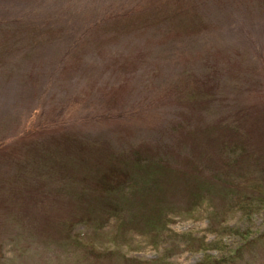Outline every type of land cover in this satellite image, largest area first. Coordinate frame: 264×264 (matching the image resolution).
Wrapping results in <instances>:
<instances>
[{
  "label": "rangeland",
  "instance_id": "374dc122",
  "mask_svg": "<svg viewBox=\"0 0 264 264\" xmlns=\"http://www.w3.org/2000/svg\"><path fill=\"white\" fill-rule=\"evenodd\" d=\"M193 1L0 0V264H199L208 255L224 257L223 264H264V210L227 211V200L216 197L186 210L193 181L211 182L210 174L181 167L163 179L173 183L162 182L166 195H148V208L167 209L161 233L119 236L126 213L99 226L94 203L82 213L74 201L81 178L118 149L172 143L163 153L170 160H196L198 150L217 160L210 140L257 135L264 142V14L256 8L250 17L233 14L231 28L193 29L179 9ZM145 3L169 4V39L141 25L147 16L158 19L143 11ZM111 12L139 25L119 39L82 37ZM35 26L64 28L68 43L77 39L74 51L64 57L68 46L42 45L28 54L24 37L45 33ZM256 150L235 174L262 176L264 152ZM229 229L247 232V241ZM189 237L217 247L196 249Z\"/></svg>",
  "mask_w": 264,
  "mask_h": 264
},
{
  "label": "trees",
  "instance_id": "16d2710c",
  "mask_svg": "<svg viewBox=\"0 0 264 264\" xmlns=\"http://www.w3.org/2000/svg\"><path fill=\"white\" fill-rule=\"evenodd\" d=\"M256 8H260V12L264 14V0H194L190 5H187L186 9L181 7V4L179 5L180 10L186 15H190L188 23L193 29H196L199 23H202L199 26L203 29L211 27L217 29L225 27L231 28L233 20L229 19L233 14L250 17L251 15H255ZM153 10L158 13V19L152 22V19L149 18L150 16H147L141 25H148L149 22L151 24L150 28L155 31V36L158 35L163 39H169L173 30H169V26L174 25L170 16L164 14L170 11L169 4L163 3L159 6L149 7L145 3L143 10L145 13H152ZM105 18L106 22L88 25L83 31L82 37L86 38L91 35L102 34L103 36H113L119 39V36L122 34L120 31H127L130 29V26L134 27L139 25L136 23L135 17H130L128 13L116 14L115 12H111V14H107ZM117 21L122 22L115 23ZM126 21L129 22V25ZM250 22L255 23L254 16L251 17L249 23ZM31 30L36 34L39 32L45 33H43L42 37L23 36L25 38L24 43L27 45L28 54L30 51L33 52L38 46L41 47L42 45L50 46V50L52 47L57 49L60 46H68L63 53L64 57L66 53L74 51L77 39H75V43L74 41L73 43H71L72 41L68 43L67 40H70L69 36L65 34L66 32L62 27L50 29L49 26H47V28L40 27L39 30V26H35ZM251 33H253V31ZM4 55H6V51L3 49L0 50V58ZM50 55H53V51ZM262 67L264 71V64ZM242 86H244V84ZM233 89L234 88H231L230 90ZM262 98L264 99V95ZM139 111L141 110L139 109ZM245 138L246 139L243 140L240 135L239 138L234 137L227 141L223 140V142L217 139L210 140L209 143L206 142L208 143V147L212 148L214 153L216 152L215 154H218L216 156L219 163L216 162L217 160H212L209 153L207 157L205 155L206 152L203 151L202 153L200 152L201 150L195 153L197 158L196 160L192 159L193 161H188L185 158L180 161L170 160L164 155L165 151L170 148L169 145L172 143L169 145H161V143L157 145L156 143L153 145L141 146L140 148H133V146H130L129 148L112 151V155H110L108 159L106 158L102 164L95 165L94 175L90 176L92 172H88L81 178L79 181L81 183L78 186L79 190L77 189L78 194L75 193L74 201L77 202L78 199L77 208L82 213L87 212L85 206L89 205L88 201L89 203L91 202L89 208L92 207L91 204L94 203V211L100 220H102L99 226L104 225L105 222L112 217H121V211L123 215L126 213L128 217L120 219L118 223L117 234L119 236L125 235L128 230L149 234L156 232L161 233L166 229L167 223H163L160 219L167 215V209L164 212V209L162 210L154 207L153 209L148 208L146 206L148 203V195H166L162 191V182H166L170 186H172L173 183L164 181L163 179L167 180L175 177V174H177L175 172L176 169L185 167L190 168L193 175L196 174V176L198 175V177H201L202 175L210 174L213 179L211 182L205 180L200 182V179L198 182H195V180L193 181V186L190 188L189 205L186 207L188 212L193 211L206 199L211 202V199L214 197L221 198L224 201L227 200L228 207L225 206L227 211H231L232 208L235 207L244 214L250 213L251 210L254 211L255 209L256 211L258 209L264 210V173L260 178L252 177L251 175L239 176L235 174L236 170L240 169V164L249 160V151L254 154V150L257 149L256 151L259 150L258 152L261 156V153L264 152V142L261 143L257 135H252L248 141L247 136ZM80 162L82 163V161ZM129 164H131L130 167ZM179 177V182L182 183L184 177L182 174ZM175 180L176 178H173V181ZM241 189L245 191V194L241 195L243 198L239 197V194L243 191ZM164 191L167 193V190L164 189ZM90 193H92L93 196L91 199H88L87 196ZM137 200H140L141 203ZM243 200L244 202H242ZM99 205L103 206V209L100 211H98L100 209ZM168 210L171 211L172 208H168ZM82 219L84 220L83 217L78 218L79 222L82 221ZM99 226L97 227L99 228ZM209 228L216 231L214 226H210ZM232 231L241 237L243 241H247L245 238L248 236L247 232L241 234L236 230L229 229V232ZM190 238L192 237H189V240ZM192 242H194L193 246L196 249L201 248L207 250L217 247V245L213 244H204V240H198V243L191 241L188 242V244H192ZM90 253H92V250ZM97 254L99 253H92V255H89L91 260L95 263H97L96 259L99 258ZM103 255L106 256L108 254L104 253ZM167 258L168 257H164L161 260L166 261ZM224 261H226L224 257L220 260H213L211 256L208 255L205 260L199 264H223ZM138 262L137 260L127 258L124 264H141Z\"/></svg>",
  "mask_w": 264,
  "mask_h": 264
}]
</instances>
